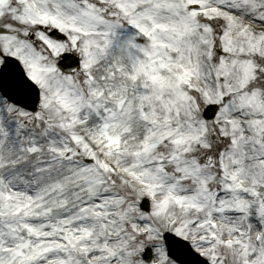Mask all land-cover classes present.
<instances>
[{"label":"snow or ice","instance_id":"snow-or-ice-1","mask_svg":"<svg viewBox=\"0 0 264 264\" xmlns=\"http://www.w3.org/2000/svg\"><path fill=\"white\" fill-rule=\"evenodd\" d=\"M0 264H264V0H0Z\"/></svg>","mask_w":264,"mask_h":264}]
</instances>
